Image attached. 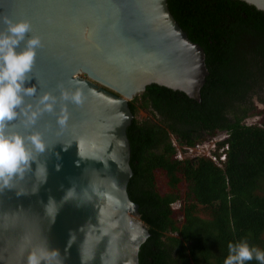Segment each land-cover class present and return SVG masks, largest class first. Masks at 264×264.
<instances>
[{
	"label": "water",
	"instance_id": "obj_1",
	"mask_svg": "<svg viewBox=\"0 0 264 264\" xmlns=\"http://www.w3.org/2000/svg\"><path fill=\"white\" fill-rule=\"evenodd\" d=\"M244 1L264 10V0ZM3 17L30 21L29 35L43 42L25 85L37 92L27 103L35 109L45 93L59 97L60 85H86L87 99L67 104L63 127L58 102L34 126L21 116L10 129L41 133L47 149L13 189L0 192V264H27L46 241L63 264H140L150 230L128 192L130 100L152 82L200 100L203 47L168 0H0V31Z\"/></svg>",
	"mask_w": 264,
	"mask_h": 264
},
{
	"label": "trees",
	"instance_id": "obj_2",
	"mask_svg": "<svg viewBox=\"0 0 264 264\" xmlns=\"http://www.w3.org/2000/svg\"><path fill=\"white\" fill-rule=\"evenodd\" d=\"M168 3L203 47L208 73L200 100L157 82L130 100L128 192L150 230L140 264H223L229 242L264 250V106L259 123L246 121L264 89V10L244 0ZM140 108L150 115L139 118ZM220 130L218 160L189 152Z\"/></svg>",
	"mask_w": 264,
	"mask_h": 264
},
{
	"label": "clouds",
	"instance_id": "obj_3",
	"mask_svg": "<svg viewBox=\"0 0 264 264\" xmlns=\"http://www.w3.org/2000/svg\"><path fill=\"white\" fill-rule=\"evenodd\" d=\"M3 23L6 28L0 31V192L13 189V182L22 180L25 173L31 170L32 163L36 162V154H43L47 149L39 132L23 135L10 131L15 127V122L24 116V126L32 127L43 113H54L57 103L63 102L64 107L57 118V123L63 127L69 119L67 104L82 106L87 99L84 91L86 85L76 86L75 90L60 85L59 97L45 93L39 98L35 109L27 103L26 98L37 92L36 86L25 85L33 78L31 73L37 50L43 42L41 37L29 35L32 24L28 20L13 21L3 17ZM57 168L59 170V166ZM73 189L68 191L67 196ZM227 247L228 255L223 264H247L253 260L264 264V250L249 244L247 239L229 242ZM27 264H63V258L60 251L50 249L46 241L44 246L34 247L29 252Z\"/></svg>",
	"mask_w": 264,
	"mask_h": 264
},
{
	"label": "built area",
	"instance_id": "obj_4",
	"mask_svg": "<svg viewBox=\"0 0 264 264\" xmlns=\"http://www.w3.org/2000/svg\"><path fill=\"white\" fill-rule=\"evenodd\" d=\"M227 134H228L227 130H220L212 135H209L208 138H206L205 140L197 142L193 146L189 147V152H191L193 155L206 154L211 156L214 160H218L219 157L214 152L217 153L218 142L225 139ZM175 143L177 144V142ZM220 150L222 151L223 148H221ZM183 155L184 154L179 149L178 156L182 157ZM224 157H225V153L222 152L220 154V158L223 159Z\"/></svg>",
	"mask_w": 264,
	"mask_h": 264
},
{
	"label": "rangeland",
	"instance_id": "obj_5",
	"mask_svg": "<svg viewBox=\"0 0 264 264\" xmlns=\"http://www.w3.org/2000/svg\"><path fill=\"white\" fill-rule=\"evenodd\" d=\"M258 97H261V98L264 99V89H263V90H258L257 93L254 94V96H253V101L255 102L256 107H255V109L249 114V116H247V118H246V121H247V122H255V121H256L257 123H259V120H260L261 117H262V116H260L259 113L254 112V111H256V109H260V108H262V107L264 106V103H263L262 101H260V100L258 99ZM149 115H150L149 112H148L147 110H145V109H142V108H140L139 111H138V113H137V116H138L139 118H146V117H148ZM175 205L178 206V202H176Z\"/></svg>",
	"mask_w": 264,
	"mask_h": 264
}]
</instances>
